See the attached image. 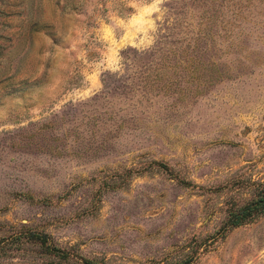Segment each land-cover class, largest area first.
<instances>
[{
    "label": "rangeland",
    "instance_id": "obj_1",
    "mask_svg": "<svg viewBox=\"0 0 264 264\" xmlns=\"http://www.w3.org/2000/svg\"><path fill=\"white\" fill-rule=\"evenodd\" d=\"M263 188L264 0H0V264H264Z\"/></svg>",
    "mask_w": 264,
    "mask_h": 264
},
{
    "label": "trees",
    "instance_id": "obj_2",
    "mask_svg": "<svg viewBox=\"0 0 264 264\" xmlns=\"http://www.w3.org/2000/svg\"><path fill=\"white\" fill-rule=\"evenodd\" d=\"M244 211L242 212L241 215L238 216V218L236 219L235 224L236 225H241L244 223V221L246 219H254L256 218L260 213L264 212V188L261 194H259V197L255 200V202L252 205L246 206L243 209ZM34 237L38 238V235H34ZM44 242H46V240L43 239ZM49 249V252L51 254L54 255H58L64 259H68L69 258V254L62 252H54V250L52 248H50L49 246H47ZM92 264V263H91Z\"/></svg>",
    "mask_w": 264,
    "mask_h": 264
}]
</instances>
